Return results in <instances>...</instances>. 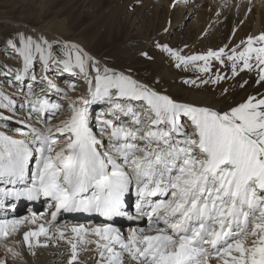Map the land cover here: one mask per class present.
I'll use <instances>...</instances> for the list:
<instances>
[{
    "label": "snow or ice",
    "instance_id": "1",
    "mask_svg": "<svg viewBox=\"0 0 264 264\" xmlns=\"http://www.w3.org/2000/svg\"><path fill=\"white\" fill-rule=\"evenodd\" d=\"M9 45L22 61L21 72L34 71V60L45 71L51 65L69 73L78 69L88 80L91 100L73 101L58 125L36 128L18 120L23 138L0 130V184L11 186L0 187V205L9 197L42 195L54 201V219L61 210L110 219L125 215L126 197L135 195L139 215L155 225L147 234L132 229L125 236L111 224L71 229L80 242L95 237L87 243H95L101 264L105 259L124 264L125 255L135 264H207L211 252L222 264H264V96L218 112L175 102L128 75L101 70L74 44L53 47L40 37L20 36ZM164 50L183 65L203 61L197 70L204 73L210 61L224 64L226 57L233 76L256 69L257 83H264V32L227 52L185 57ZM14 78L23 77L18 72ZM223 78L217 73V80ZM48 86L55 87L51 81ZM96 101L107 109L94 131L87 106ZM30 103L36 113L49 108L47 99ZM19 223L0 220V235ZM40 234H46L42 225L39 232H25V243ZM68 242L72 264L77 244Z\"/></svg>",
    "mask_w": 264,
    "mask_h": 264
},
{
    "label": "bare ground",
    "instance_id": "2",
    "mask_svg": "<svg viewBox=\"0 0 264 264\" xmlns=\"http://www.w3.org/2000/svg\"><path fill=\"white\" fill-rule=\"evenodd\" d=\"M124 1L125 0H123V2ZM131 1L135 0H128L127 4L131 3ZM165 1H167V6L173 4V6H177L178 11L176 12L174 10L176 7L171 9L170 12L166 11L165 15L166 17L169 15V23L165 22L166 20H163L162 14L157 11V14H155L156 20H154L153 23H157L156 21L158 17V22H160L158 26L161 27V32H153L151 37L146 40L141 39L140 36H138V38H133V34L127 30V22L125 24V22L123 23L122 20L119 23L118 28H120L117 31V34H119L124 41L130 43L133 48H143L144 46L151 45L154 46L158 52H160L159 54L157 53L158 55L156 56L158 59L156 60V67L157 69H161L160 79L163 80L159 81L166 80L171 82L172 88L170 87L169 92L166 90L159 91L160 89H156L150 82L143 79V82L148 86L149 89L154 90L159 94L167 95L172 100H179L178 103L183 101L184 104L207 107L218 112L228 111L231 107L237 106L249 96H264V83H257L259 77L256 69H253L252 71L244 70L242 72L238 70V74L233 76L231 71V62H228L225 57L224 64H221L216 60L210 61V71L204 73L197 70L198 67L203 66V61L195 62V66L192 64L182 66L177 62H173L166 56V54L162 53L158 45V42L164 34L163 30H166L171 25L173 26V30L177 29V31H180L182 29L181 27L183 19L185 17L188 19L191 15L188 13L193 12V14H195L193 20V23L196 22L195 26L184 31L185 33H188L190 44L187 50L191 53V55L206 54L209 50H205L204 47L213 48L218 47V45H221L220 48H225L227 52L231 48L240 45L241 41L246 40L248 36H256L261 32H264V0H237L238 2L236 1L235 3L238 4V12L227 15L226 13L224 15L223 12L216 13L217 8L210 5L209 2H207L205 9L202 8L200 10L197 8V5L195 6L194 4L187 2V0ZM125 5L126 3L120 7H124ZM198 9L200 10L199 13ZM118 13L120 14L121 11ZM57 17L58 14H55L51 19H46V22H41V24H39L37 27L42 29L33 28L34 25L29 24L22 26L23 30L19 32L14 41L20 36H31L33 39L40 37L49 43H57L59 38H64L62 34L68 31V28L70 27L67 26L68 22L65 18L55 21ZM179 22L181 24L175 26V24ZM133 24L134 22L132 21L129 27L132 28ZM215 25H217V27H215L216 29L214 28ZM53 32L56 33L53 34ZM142 32L143 30L141 29V33ZM85 36L87 37L86 33L84 34V37H80L74 42L66 41L64 44L77 45L82 50V52L90 58V62L92 64L98 66L101 70H104L105 66L110 69L107 61L101 60L99 55L96 56L93 53L91 56L90 52L88 51L90 43L86 40ZM176 38L178 37L176 36ZM132 39H134V41L130 42ZM65 45L62 46L64 47ZM220 48L213 49V51L219 50ZM13 53V56L17 57V54L14 51ZM9 60L10 56L3 57V59H1V66H6L3 63H9ZM1 66L0 76L2 74ZM21 68L22 61L19 59V64L16 66L14 74L10 78H14L15 74L18 72L23 77L22 80L26 77H29V80L31 81L33 75L37 76L38 79L34 82L40 83V85L37 87L38 91L33 93L35 96L43 92L47 94L51 93L49 96H52V98L53 96L56 98L64 97V89L68 90L72 84L71 81H75V79L66 75L64 76V78L66 77L65 81H63L66 83L63 85L57 84L59 88L55 86L57 89L63 87L61 90H49V88L46 87V84L48 85L49 81H51V83L53 82V85L55 83V78L52 74V65L47 71H45L43 65L38 61L37 72H35V69L34 71L21 72ZM30 68H32L31 65ZM151 70L154 71V68ZM48 72L50 73L49 75L47 74ZM120 73L128 75L131 79L137 81V77L134 76L132 72L122 70ZM217 73H219V75L224 78L217 80ZM42 77H46V79H41ZM79 79L80 82H76V86L72 93L68 95V99L70 100L74 101V99L77 100L78 98H82L83 95H79L78 92L83 94L85 87L87 90H89L88 80L83 76V74L79 73ZM5 80L0 83V95L7 97L8 103L5 101L0 103L6 104L8 107L0 108V112H6L9 115L15 114L17 118L16 120L21 119L19 116H24L28 124L36 128H45L47 125H58L62 120H65L64 116H62V118L61 116L54 118L56 116L54 115L51 118L53 119L50 122L51 124L42 125L40 119L42 120L43 117L46 116V112L41 111L36 113L34 110H32L30 105L19 106L17 103H13L10 94L15 91L12 90V87L7 84V81L5 82ZM22 80L16 81L14 78L11 84L17 86L19 83L20 85ZM191 81H195V83H191ZM241 85H243V87ZM28 87L29 85H25L23 87V91L19 92L22 94H24V91L28 92ZM100 103L106 104L101 101H96V107L102 105ZM70 104L71 103L67 101V103H64L62 107L68 110ZM68 116L69 115L67 113L66 119ZM98 117L99 115H97V118ZM6 118H8V116ZM2 122H5L3 121V118L0 119V123ZM6 124L9 125L10 123ZM18 128L20 127H17V123H15L13 125L11 124V127L4 126L5 130L3 128H0V130L5 131L7 134L12 135L13 137L23 138L22 135L17 133L16 129ZM0 187L11 186L0 184ZM42 198H44V196H42ZM39 199L42 200L40 197ZM45 199V208L38 210L36 213H34L35 210H37L36 205H34V199L29 200L26 197H9L5 199L2 205H0V220L7 219L20 221V223L16 226L15 231H9V234L6 236L0 235V264H69L70 260H72V248L71 244L68 242L69 240H72V242L77 244V257L72 261V264H101V257L99 256V252L95 243H87V240H95V237L86 235L84 242H80L79 240L75 239V234L71 232L73 227H86L91 229L94 227H104L108 224H111L113 227L120 229L121 233L125 236H127L132 229H149L143 230L145 234H147L155 227L148 217L145 218L148 223L143 222V218L139 215L137 208H133L130 204L127 205V202L124 205V209L130 210L129 215L133 214V217L140 218L139 221H136V224L134 222L136 219H130L125 215L118 217L115 216L109 219L104 216L97 217L94 214L89 213H75L73 217L69 218V220L64 221L61 220L62 215L64 216V214H66L64 210L57 212V219H54L52 216V213L56 212L54 201H52V199L49 197H45ZM11 208L13 209L11 210ZM41 225L46 229V234L31 236L29 237L28 243H25L24 233L39 232ZM61 232L64 233L63 238L60 236ZM10 244H15V246ZM105 255L107 256V254ZM206 259L207 264H215L210 256H208ZM103 264H107L106 259L103 261ZM124 264H135V262L131 261L130 258L125 255Z\"/></svg>",
    "mask_w": 264,
    "mask_h": 264
},
{
    "label": "rangeland",
    "instance_id": "3",
    "mask_svg": "<svg viewBox=\"0 0 264 264\" xmlns=\"http://www.w3.org/2000/svg\"><path fill=\"white\" fill-rule=\"evenodd\" d=\"M127 1L128 0H125L124 2L123 0H0V66L2 63L1 59H3V57L5 56H10L9 63H3L6 66H1L2 74L0 76V79L2 80H0V83L7 79L5 80V82L7 81V84H9L12 87V90L15 91L10 94L13 103L15 102L19 106L30 105L32 107V104L30 102L34 103L37 98L40 100L47 99L49 101V108L44 110L46 112V116H44L42 120L40 119L42 125L51 124L50 122L53 120L51 118L54 115H56L54 118H58L59 116H61L62 118V116H64V118L66 119L67 113L68 115L70 113V108L67 110L64 109V107L62 106L64 105V103H67V101H69L70 103L73 102V100L68 99V95L72 93L73 89L76 86V82H80L78 70H74L73 72L69 73L64 72L61 67H56L55 65H52V74L55 78L54 85L58 88V85H63L66 83L63 82L66 79V77L64 78V76L68 75L70 78L75 79V81H71L72 84L70 85L68 90L64 89L65 96L60 98H56L54 96L52 98V96H49L51 95V93L47 94L43 92H41L43 93V95H33L34 92L38 91L37 87L40 85V83L34 82L32 80L30 81L29 77H26L27 79H23L20 85L18 83L17 86L11 84L14 78H10L14 74L16 66L19 64V59L13 56L14 53L9 45V41H14L19 32L23 30L22 26L29 24L34 25V27L31 26L33 28H38L37 26L41 24V22H46V19H51L55 14H58V17L55 19V21H59L60 19L65 18L68 22L67 26L70 27L68 28V31L62 34L64 40L59 38V41L57 43H50L53 45V47L59 46L63 48L62 45H65L64 42H74L78 38L84 37V34L86 33L87 37L85 36V38L90 43L88 51L90 52L91 56L94 53L96 56L99 55L101 60L107 61V64L110 69L105 66L106 69L112 72L115 71L116 73H120L122 70L132 72L133 75L137 77V81L140 84L148 87L143 82L144 79L150 82L152 86H154L156 89H160L159 91L166 90L167 92H169L170 87L172 88L171 82L166 80L159 81L163 80L160 79L161 69H157L156 67V60H158L156 56L160 52H158L157 49L151 45L144 46L143 48H133L130 43L124 41L121 36L117 34V31L120 28H118V26L120 21L122 20V22H125V24L127 22V30H129L130 33L133 34V38H138V36H140L141 39L146 40L151 37L153 32H161V27L158 26L160 23L158 22V17L156 21L157 23H153V21L156 20L155 14H157V11L162 14L163 20H166L165 22L169 23V15L166 17V11L170 12L171 9L176 7L174 10L177 12L178 7L173 6V3V5L167 6L168 4L165 0H135L131 1V3L129 4H127ZM236 1L237 0H187V2L192 3L195 6L197 5V8H199L200 10L202 8L205 9L207 2H209L210 5L217 8L216 13L223 12L224 15L225 13L227 15L235 14V12H238L239 9L238 4L235 3ZM125 3L126 5L124 7H120ZM199 9L198 13L200 11ZM119 11H121L120 14L118 13ZM188 14L191 15L188 19L186 17L183 19L181 27L182 29L180 31H177V29L173 30V26L170 25L169 28L163 30L164 34L158 42L160 51L166 54V56L173 62H177L179 64L180 62L177 61L175 57L171 55L170 52L164 50V46H167V48L171 49L172 51L178 52L179 54L185 57L191 56V53L187 50L190 44L188 39V33H185L184 31L195 26L196 22L193 23L195 14H193V12H189ZM132 21L134 22V24L131 28L129 26ZM180 24V22L176 23L175 26H178ZM215 27H217V25H215L214 28ZM141 29L143 30L142 33ZM55 33L56 32H53V34ZM176 36L178 38H176ZM131 41H134V39L130 40V42ZM220 46L221 45H218V47L213 48L204 47V49L213 50L220 48ZM180 65L184 66L183 64ZM31 67L35 69V72H37L38 60H34L33 65H31ZM152 68H154V71L151 70ZM47 74L49 75L50 73L48 72ZM30 82H32L33 84ZM25 85H29V91H24V94H22L19 91H23V87ZM46 87L49 88V90H61V88H63L60 87V89H57L55 87H49L47 84ZM84 90L85 91L83 94H81L80 92H78V94L83 95L82 98L84 99L91 100L89 90H87L86 87ZM3 97L4 96L0 95V102L5 101L6 103H8V100L3 99ZM74 101H76V99H74ZM174 101L179 102V100ZM180 103H183V101H180ZM51 105H59V109L51 107ZM106 109L107 104H102L96 107L95 102L90 103L87 106L88 122L94 131L97 130V115H100V113L102 111H106ZM0 116H2L3 121H5L0 123V128L4 129V126L11 127V124L13 125L15 123H17V127H21V125L17 122L19 119L16 120L17 118L15 114L9 115L6 112H0ZM7 116L8 118H6ZM9 117L13 118L9 119ZM19 117L21 118L20 120H25L24 116ZM6 123L10 124L7 125ZM188 130L190 132V127ZM105 145L107 146L106 138ZM33 163L34 161L30 160L31 168H33ZM39 197L42 200H40ZM39 197L38 199H34V205H36L37 207V210H35L34 213H36L40 209L45 208V197L42 198V195ZM12 209L13 208H11V210ZM70 214L66 213L64 214V216L62 215L61 220H69V218L73 217L72 213ZM130 215L131 217L134 216L133 214ZM57 216L58 213L56 214L55 219H57ZM136 221L137 220L134 221L135 224ZM10 245L15 246V244ZM209 256L215 264H222V261L218 259L215 252H211Z\"/></svg>",
    "mask_w": 264,
    "mask_h": 264
},
{
    "label": "trees",
    "instance_id": "4",
    "mask_svg": "<svg viewBox=\"0 0 264 264\" xmlns=\"http://www.w3.org/2000/svg\"><path fill=\"white\" fill-rule=\"evenodd\" d=\"M136 220H138V221H139V220H140V218H136Z\"/></svg>",
    "mask_w": 264,
    "mask_h": 264
}]
</instances>
